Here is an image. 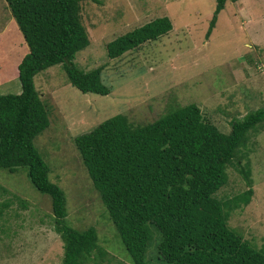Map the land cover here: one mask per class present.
I'll use <instances>...</instances> for the list:
<instances>
[{"label":"rangeland","instance_id":"1","mask_svg":"<svg viewBox=\"0 0 264 264\" xmlns=\"http://www.w3.org/2000/svg\"><path fill=\"white\" fill-rule=\"evenodd\" d=\"M80 4L79 20L89 42L75 53L73 64L84 72L99 68L111 91L80 93L60 64L38 72L33 86L46 107L48 126L33 139V146L49 168V181L64 194L66 224L77 231L95 230L97 244L106 252L96 264H129L131 259L92 187L73 139L117 114L139 126L154 121L168 107L188 104H195L205 120L227 133L231 120L264 107V0L226 1L207 40L204 33L214 0H86ZM160 17L171 22L167 34L118 58L106 56L108 42ZM26 53L7 4L0 0V95L20 93L16 69ZM238 156L226 168V184L215 196L223 201L248 188L240 174L247 163L253 192L246 206L229 213L227 224L260 248L264 126L250 134ZM0 186L23 201L21 206L12 200L0 216V264H61L62 242L52 229L49 197L33 188L23 168L12 174L0 169ZM9 197L0 194V202ZM158 242L153 231L144 254L150 264H162Z\"/></svg>","mask_w":264,"mask_h":264},{"label":"trees","instance_id":"2","mask_svg":"<svg viewBox=\"0 0 264 264\" xmlns=\"http://www.w3.org/2000/svg\"><path fill=\"white\" fill-rule=\"evenodd\" d=\"M4 1L27 53L16 69L20 93L0 95V169L9 174L25 169L33 188L49 197L52 229L62 242L61 264H96L106 252L97 244L95 230L77 231L66 224L64 194L49 181V168L33 146L48 126L46 107L33 86L38 72L60 64L80 93L111 91L99 68L84 72L73 64L75 53L89 42L79 20L80 3L86 0ZM226 1L239 0H214L205 40ZM170 30L167 17L154 19L108 42L106 56L118 58ZM167 109L139 126L117 114L73 139L129 264H150L144 254L153 231L162 264H264V240L255 248L227 224L229 213L250 201L248 164L240 169L246 190L223 201L215 196L226 184L228 165L239 158L250 134L264 126V107L231 120L227 133L205 120L195 104ZM0 194L10 195L0 202L1 216L18 197L2 186Z\"/></svg>","mask_w":264,"mask_h":264}]
</instances>
